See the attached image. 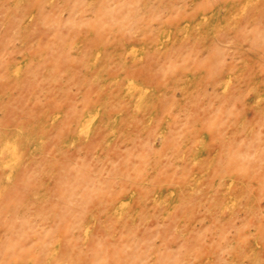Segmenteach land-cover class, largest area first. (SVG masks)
Wrapping results in <instances>:
<instances>
[{
  "label": "rangeland",
  "instance_id": "obj_1",
  "mask_svg": "<svg viewBox=\"0 0 264 264\" xmlns=\"http://www.w3.org/2000/svg\"><path fill=\"white\" fill-rule=\"evenodd\" d=\"M0 264H264V0H0Z\"/></svg>",
  "mask_w": 264,
  "mask_h": 264
}]
</instances>
